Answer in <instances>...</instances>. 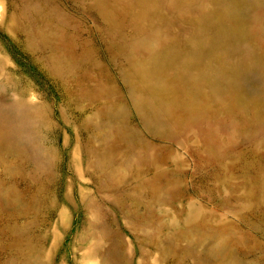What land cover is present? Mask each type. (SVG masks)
I'll use <instances>...</instances> for the list:
<instances>
[{
  "label": "rangeland",
  "instance_id": "374dc122",
  "mask_svg": "<svg viewBox=\"0 0 264 264\" xmlns=\"http://www.w3.org/2000/svg\"><path fill=\"white\" fill-rule=\"evenodd\" d=\"M0 264H264V0H0Z\"/></svg>",
  "mask_w": 264,
  "mask_h": 264
}]
</instances>
